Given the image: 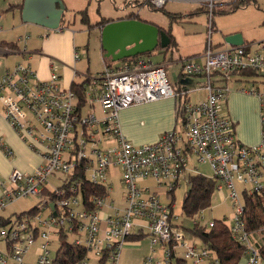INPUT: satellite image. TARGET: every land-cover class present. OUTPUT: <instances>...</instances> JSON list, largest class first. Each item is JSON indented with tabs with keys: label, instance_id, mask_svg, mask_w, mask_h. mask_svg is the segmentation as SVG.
<instances>
[{
	"label": "built area",
	"instance_id": "2783aa9c",
	"mask_svg": "<svg viewBox=\"0 0 264 264\" xmlns=\"http://www.w3.org/2000/svg\"><path fill=\"white\" fill-rule=\"evenodd\" d=\"M143 1L147 7L160 9L168 0ZM188 1L199 3L208 13L202 60L199 63L194 56L188 57L180 70L183 77L203 78L200 86L192 89L205 91L204 98L196 101L187 99L186 91L172 86L164 64H154L143 55L121 61L118 66L105 64L100 73L86 76L80 85L81 96L73 88L60 85L54 61L49 77L41 79L29 63L17 61L7 67L0 57V118L40 158L33 171L13 168L7 181L1 183L0 213L22 197L43 194V200L37 203L41 207L38 213L20 218L0 216V220H8L0 223V264H27L25 256L34 244L37 248L33 264H52L51 237H58L60 230L75 233L71 242L83 245L86 252L92 251L95 264H119L123 247L131 238L140 236L149 238L151 253L156 248L160 251L159 258L145 256L143 264H220L208 247L195 241L196 235L186 231L174 214L173 201L163 203L157 191L164 188L167 194L173 193L180 174L187 171V181L191 172L200 173L192 165L193 160L209 164L221 195L226 189L233 209L228 225L233 238L246 246L245 264L264 260L250 241L241 197L244 190L253 193L264 189V89L253 84L241 89L258 100L257 144L248 146L237 141L233 122L220 111L229 92L227 81L231 74L250 70L254 76H264V40L239 46L224 44L215 49L211 41L215 10L223 2L247 0ZM27 39L28 36L17 38L24 44L22 51L26 50ZM251 46L256 48L252 50ZM75 57L78 58L76 54ZM167 97L177 101L174 127L155 142L131 143L120 131L118 111ZM95 104L106 117L94 114ZM85 107L91 112L83 116ZM0 147L7 156L14 155L1 135ZM111 167L121 171L126 202L123 209L114 208L113 200L106 203L112 190L108 176ZM54 171L65 173L67 179L47 189V177ZM80 173L90 183L106 187V192L92 194L84 201ZM147 179L156 189L143 184ZM199 219L193 218L192 228L213 226L214 221L201 224ZM75 264H89V259L85 256Z\"/></svg>",
	"mask_w": 264,
	"mask_h": 264
},
{
	"label": "rangeland",
	"instance_id": "374dc122",
	"mask_svg": "<svg viewBox=\"0 0 264 264\" xmlns=\"http://www.w3.org/2000/svg\"><path fill=\"white\" fill-rule=\"evenodd\" d=\"M0 0V25L8 28L15 26L14 38L19 36H29V33L23 29H18L16 25L17 17L13 18V11L5 10L4 5ZM83 4L80 10H67L65 12L67 21L70 24V29L77 31L78 39V53L80 55V60L84 63H88L91 76H94L101 72L104 68L102 56L99 50L98 42L95 43L94 37L97 32L89 28L86 24L81 22V15L79 11L86 9L89 17L90 23L95 21H101L103 19L117 20L121 18H126L127 13L139 14L140 18L147 20L162 27L164 30H169L176 41V46L172 47L169 51V55L165 57L176 58L173 61L166 62L163 55L158 51H154L151 55L147 56L152 62L167 63L165 65V73L168 79H170L169 74L175 72V76H179V70L182 67V61L188 56H197L200 54L205 46L208 37V13H206L205 8L197 2L188 0H168L163 8L147 7L141 4L143 0H80ZM64 4L67 8H73V3L71 0H64ZM228 2H223L220 7H228ZM201 7V8H200ZM219 7V8H220ZM5 13V16L3 14ZM213 31L211 33V41L215 46V49H221L225 45L223 43V35L227 31H234L241 33L244 40L247 43H258L264 40V0H248V4L241 3L238 8L231 12L215 13L213 15ZM12 30V29H10ZM41 36V35H38ZM31 36V39L26 43L27 51L33 49H39V41L43 43L44 37ZM20 49L24 46L22 42L19 43ZM88 47V52L86 53V48ZM256 46H251V49H255ZM180 57V59H179ZM19 57L16 60H20ZM5 60V56L2 58ZM12 60L11 56L8 61ZM17 62V61H16ZM35 60H33V63ZM119 62V61H118ZM117 61L113 64H117ZM3 69V68H2ZM174 81L175 79H170ZM255 85L257 88L264 89V76H250L244 77L237 74H231L227 85L229 90L237 89L240 93L241 89H249L251 85ZM200 94V93H199ZM249 95V94H248ZM198 93H192V97L195 98ZM244 96V95H242ZM252 96H244L247 99L252 100ZM242 97L239 100V104H236L244 112L248 109V102ZM257 99V97H256ZM258 102V100H257ZM253 107V102H250ZM250 107V105H249ZM92 111L97 117H106V113L101 109L98 104H95V108ZM221 113H226L225 103L220 105ZM91 112V111H90ZM89 108L85 107L82 111V115L85 116L90 113ZM259 116V110H258ZM192 165L196 166L200 173L206 176H212L213 171L208 163H200L196 160L192 161ZM187 171L179 176V185L176 186L173 193L167 194L164 188H158L157 191L160 195L161 201L163 203L173 201L174 204V214L178 217L179 221L184 224L185 227H191L193 223V218H200V223H208L214 221V219H222L227 224L230 222V217L232 216L233 209L232 204L228 200L227 191L223 188V196L216 189L212 195L211 206L195 213L193 216H186L182 211V200L184 194L187 190L186 177ZM89 174L87 173V176ZM121 171L119 168L111 167L108 171L110 186L112 190L110 191V199L106 200L109 204L113 200V207L123 209L126 202L123 199V186L121 184ZM63 179H67V175L62 172L54 171L47 177V182L45 184L47 189H52L57 185L61 184ZM144 185H149L156 189L153 182L147 179L143 182ZM240 189V188H239ZM79 202L81 203V194L78 195ZM43 200V194L39 193L35 196L22 197L11 205H9L3 212V215H9L26 211L30 209L33 205L37 204ZM106 212H111L110 208H104ZM43 214L42 218L46 216V212L41 211ZM12 217H15L13 214ZM202 217V218H201ZM67 240H72L73 237L77 235L75 233L67 234ZM255 236V233H252ZM52 243L50 245L51 256L54 255L58 245L59 240L57 237L52 235ZM198 242L197 240H195ZM36 244L30 249L31 252L25 257L27 264H32L34 258ZM153 256L154 258L160 257V251L156 248L155 252L151 253L150 241L147 236H140L138 238L132 239L128 244L123 247L120 255L119 264H143V258L145 256ZM86 257L89 259V264H94L96 261V256L92 251H88ZM260 264H264L262 259Z\"/></svg>",
	"mask_w": 264,
	"mask_h": 264
},
{
	"label": "crops",
	"instance_id": "0c3cea01",
	"mask_svg": "<svg viewBox=\"0 0 264 264\" xmlns=\"http://www.w3.org/2000/svg\"><path fill=\"white\" fill-rule=\"evenodd\" d=\"M1 2L4 5L5 10L13 11L12 17H17V28L23 29L24 31L28 32L29 40L33 35H41L38 37H44L42 44V41H39V49L27 51L26 47V50L22 51L23 49H20L19 42L17 41L18 37L14 38L15 34L14 32H12L15 29V26H12V28H8L0 25V57L4 66H12L16 61H25L29 63L31 67L36 71L39 78L47 79L51 72V61H54L56 65V72L59 74L60 85L65 88L71 87L73 83L82 82L86 76L91 74L88 63L86 65V63L80 60V55L78 53L79 44L77 39V31H73L70 29V24L67 21L65 14L67 10L73 9L75 11L82 9L83 4L80 2V0H71L74 5L72 6L73 8H67V6L64 4V0H43L45 5L48 6L52 12L60 14L61 19L54 29H50L45 26V23L51 21V16L49 15L44 17V24H42V22H37L36 20L32 21L28 16L23 17L22 11L25 3H27L29 9L32 10L36 8V4H38V2H35L33 0H4ZM48 3L50 5H48ZM28 14H31L30 10ZM3 16H5V13L3 14ZM108 20L111 21V19ZM97 22L98 20L94 23ZM100 28L101 26L96 25L92 27V29L97 32V35L94 37V41L95 43L98 42L100 46L99 50L104 66V55L100 44ZM232 33L237 32L227 31L222 34L223 38L224 36ZM85 48L87 53L88 47L85 46ZM170 50H168L167 52H158L162 54L165 59V57L168 55L170 57ZM75 54L78 58L75 57ZM201 54L202 52L197 56H194L195 60L199 63L202 60ZM4 56L5 60L8 61L10 56L12 60H10L9 62L2 60ZM19 57H21L20 60H16ZM169 57L165 59L166 62H170L176 59ZM33 60H35L34 63ZM152 63H161L165 65L167 64L163 61ZM119 64L120 62L114 65L118 66ZM169 76L170 79H175L174 81L169 79L170 83L175 89L186 91L185 95L187 99L196 101L204 98L205 91L203 89L192 90L194 87L200 86L203 80L202 77H183L180 75L175 76V72H173V74L171 75L169 74ZM192 93H198V96L193 98ZM242 95L251 96L250 94H242L235 88L233 90L230 89L223 103H225L227 116L233 122L236 140L244 145L251 146L257 144L260 140L258 102L256 97L254 96H252L251 100ZM242 97H244L243 99L248 102V109H246L245 112L236 105L239 104V100ZM250 102H253V107L251 106ZM176 108V99L174 97H167L121 109L118 111V123L120 131L131 143L135 145L155 142L163 132L174 127L176 122ZM0 135L14 152L13 156H7L0 147L1 191V183L7 181L8 175L13 168L27 173L31 172L39 164L40 158L27 146L26 142L23 141V139L14 131V129H12L8 125L4 118H0ZM3 212L0 213V216L7 217L8 215H3ZM250 241L253 245L256 246L259 238L258 236L250 235ZM36 248L34 252L33 262L35 260ZM30 252L31 250L26 255H28ZM245 260L246 256L244 255L240 261V264H245Z\"/></svg>",
	"mask_w": 264,
	"mask_h": 264
},
{
	"label": "trees",
	"instance_id": "16d2710c",
	"mask_svg": "<svg viewBox=\"0 0 264 264\" xmlns=\"http://www.w3.org/2000/svg\"><path fill=\"white\" fill-rule=\"evenodd\" d=\"M140 3L143 4L144 1ZM241 3L248 4V0L247 2L237 1L235 3H230L228 7L217 8L215 13L231 12L235 10V8H238ZM79 13L81 15V22L86 24L89 28H92L95 25L102 26L109 21L108 19H103L97 23H90L86 9L79 11ZM126 18H136L142 21H147L140 18L139 14L132 12L128 13ZM159 28L164 30L162 27ZM164 31L170 39L169 50L173 49L172 47L176 46V41L169 30ZM245 43H247L246 40L244 41V44ZM153 52L141 55L149 56ZM130 58L132 57L121 59L119 62L126 61ZM104 62L106 65L111 66L116 61H111L109 58L104 57ZM234 74L249 77L254 76L255 72L241 70L234 72ZM180 76H182L181 73ZM80 85L81 82L73 83L71 88L76 90L81 96ZM79 181L84 201L92 194L102 195L106 192V187L90 183L84 178L83 173H80ZM186 185L187 190L182 200V211L186 216H193L195 213L211 206L212 195L218 185V181L213 175L206 176L202 173L192 174L191 172L186 181ZM44 193H47V191L45 190ZM241 197L245 206V217L249 236L252 235V233H255V236H258L259 241L256 243V247L261 256L264 257V189L253 193H247V191L244 190L241 192ZM40 209L41 207L38 204H35L26 211L16 213L17 215L15 216L20 218L22 215L35 214L38 213ZM12 215L13 214H10V217ZM6 221L8 220L1 219L0 223H5ZM186 231L196 235L198 237V242L203 244V246L208 247L218 258L220 264H240L246 246L233 238L230 227L224 220L214 219L213 226L211 227L204 225H196L194 228L186 227ZM67 236V233L62 230L58 232L57 238L59 240V245L53 255L52 264H75L86 256V248L83 245L67 240ZM134 238H131V240Z\"/></svg>",
	"mask_w": 264,
	"mask_h": 264
},
{
	"label": "water",
	"instance_id": "95a60500",
	"mask_svg": "<svg viewBox=\"0 0 264 264\" xmlns=\"http://www.w3.org/2000/svg\"><path fill=\"white\" fill-rule=\"evenodd\" d=\"M33 1L38 2L36 8L31 10L25 3L22 11L23 17L28 16L32 21L36 20L44 24V17L49 15L51 21L45 23V26L54 29L61 19L60 14L52 12L43 0ZM48 5L50 4L48 3ZM29 10L31 14H28ZM169 43L170 39L164 30L152 22L136 18L111 20L104 23L100 28V44L104 51L103 55L111 61L151 53L156 49L167 52ZM223 43L239 46L244 43V38L241 33H232L224 36Z\"/></svg>",
	"mask_w": 264,
	"mask_h": 264
}]
</instances>
